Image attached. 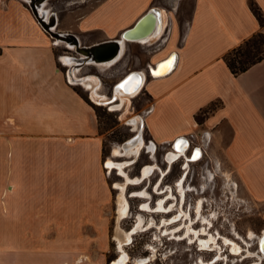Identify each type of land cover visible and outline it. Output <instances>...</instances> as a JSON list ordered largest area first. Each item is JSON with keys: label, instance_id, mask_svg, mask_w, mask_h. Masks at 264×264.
<instances>
[{"label": "crops", "instance_id": "1", "mask_svg": "<svg viewBox=\"0 0 264 264\" xmlns=\"http://www.w3.org/2000/svg\"><path fill=\"white\" fill-rule=\"evenodd\" d=\"M252 1L264 17V0ZM135 2L127 10L124 0H107L61 30L80 46L116 38L150 9V0ZM249 2L191 0L188 17L168 12L166 42L157 52L144 50L131 70L172 59L167 73L148 76L140 89L150 102L143 118L148 137L165 143L184 136L215 103L200 124L248 196L264 204V59L238 75L223 59L264 32ZM92 34L98 37L87 40ZM76 84L67 82L53 38L27 0H0V264H106L104 250L84 239L102 231L91 230V222L105 219L110 196L103 138Z\"/></svg>", "mask_w": 264, "mask_h": 264}, {"label": "rangeland", "instance_id": "2", "mask_svg": "<svg viewBox=\"0 0 264 264\" xmlns=\"http://www.w3.org/2000/svg\"><path fill=\"white\" fill-rule=\"evenodd\" d=\"M105 1L107 0H48L44 7L56 13L53 31L65 32L61 30L62 25H73L77 22V15L86 14ZM135 1L124 0L128 5L127 10L135 6ZM114 5L115 1L111 2L112 12ZM149 7L160 10L163 25L170 22L168 12L171 17H188L191 0H150ZM73 11L74 15L68 18L67 14ZM112 18L113 22L119 21V17ZM58 19L63 24L58 25ZM163 30L164 27L158 35L151 38L156 40ZM121 31L115 37H119ZM96 37L98 36L92 34L87 40ZM56 42L58 59L65 55L79 56L74 51V46H67L64 41ZM139 43L125 44L120 59L114 63L82 64L74 71V75L82 79H93L90 87L96 84L97 91L109 101L113 97L115 84L132 69L137 57L144 60L147 46ZM59 67L67 78L69 66L59 61ZM79 84H76L78 89L98 111L103 159H108L109 167L118 168V162L123 164V170L127 173L124 175L119 168L120 173L118 169H110L107 178L110 196L104 208L105 219L91 222L93 226L90 227L91 230L102 231L99 235L84 237L92 248L101 247L104 250L106 264H113L115 259H122L119 264H256L260 261L257 244L258 237L264 230V204L248 196L233 167L222 154L221 145L213 142L210 130L200 124L202 118L211 111L210 108L216 107L215 104L200 111L197 123L192 125L188 133L183 134L190 140L191 147L198 145L203 149V156L199 161L187 162L185 157H189L190 149L186 154L177 155L170 164L168 154L176 151L172 142H154V150L150 147L153 145L149 149L147 146L151 139L146 129H143L146 146L139 154H135V161L128 164L134 155L121 156L113 158L115 162L111 164L109 157L113 148L135 134L127 119L137 114L142 115L148 109V96L142 90L133 97L129 96L126 104L119 107L121 109L112 110L114 108L111 104H105L103 99L93 96L91 89ZM92 100L101 103V106ZM150 164H156L157 167L152 169L149 177L137 182L127 181V176L136 179L140 174L143 175L144 169ZM180 181L184 186L183 194L180 191ZM120 183H127L124 196L128 212L123 219L118 220L116 202L121 192ZM160 201L162 208H159ZM140 218L143 222L133 233L131 240L123 246L125 255L119 248V228L123 231L132 230L138 226ZM211 235L214 236L215 243L202 245L201 240H207ZM232 242L239 247L238 250L234 251ZM261 264H264V259Z\"/></svg>", "mask_w": 264, "mask_h": 264}, {"label": "bare ground", "instance_id": "3", "mask_svg": "<svg viewBox=\"0 0 264 264\" xmlns=\"http://www.w3.org/2000/svg\"><path fill=\"white\" fill-rule=\"evenodd\" d=\"M47 1L48 0H27V3L36 12V14L39 17L40 21L46 27H48L49 30H52L53 31L52 25L55 22V20H57V16H56V13L55 12H50L48 9H46L44 7V5H45V3ZM148 11L150 12V15H152L153 17H155V19L157 18V20L155 21V27H154V29L148 35V36H150L149 38H151V37L156 36V34L158 35V33L161 30V27H162L161 21H160L161 13H160V10L158 8H156V7H152ZM144 25H145V23L140 24V26L138 28H136V30H134L132 33H130V35H132V36L133 35H138L139 34L138 33L139 31L146 30V29L149 28L148 25H146L145 27H143ZM54 32L55 31H53L52 34ZM53 36H54V34H53ZM67 37H68V34L66 32H58L57 35L55 36V40L56 41H64L67 46L72 45L71 42L69 40H67ZM113 39L115 40V43H107V44H103L101 46L94 47L92 49L90 48L91 51L86 56H84L82 54L81 55L79 54V56H77V57H71V56L65 55V56L62 57V61L69 66V74H70V77H71L72 80H74V81L76 80V83H80V84L82 83V84H84L88 89H91L93 96H95L97 98L100 97L101 99H103V101L106 102L105 104H111V106L114 108L112 110H116V109H121L119 107L122 106L123 103L126 104V101H127L128 97L130 96L129 94H127L128 92H125V90H123V89L120 88V85H117L115 87L113 97H112L111 100L108 101L107 98H106V96L101 95L97 91V87H95V85L92 86V87H90L91 82H92L93 79H89V78L82 79V78L76 77L74 75V71L77 70L82 64H96L97 63L96 61H103L104 59L113 56L115 53H117L116 56H118L122 52L123 46L125 44H127L128 42H137V41L144 42V41L136 40V39H139V38H135L133 40L126 41L125 39L123 40L120 36L119 37H116V38H113ZM80 48H81V46H78V49H80ZM83 62H85V63H83ZM172 62H173L172 59H170L168 61H165V62H163L161 64H158L156 67L153 68V70L158 75H164L165 73H167L171 69ZM102 64H108V62H106V63L103 62ZM144 113H146V111ZM125 114H126V110L123 112V115H125ZM143 118H144V116H142L140 114H137V115L131 116L130 118L127 119V121L131 123L130 125L133 126V130L135 131V134L139 131L140 123L142 122L143 125H144V119ZM127 121H126V123H128ZM176 140L172 141V147H173V142H175ZM150 145H153V143L148 144L147 148H149ZM144 146H146V143L144 142L143 137H141L140 136V133L138 132V134L136 136L130 137L124 143H122V144H120L118 146H115L113 148L112 155L109 157V163L114 164L115 160L113 158H115V157H121V156L132 157L134 155L133 158H130L131 160L128 163V164H132L135 161V158L137 157V155L135 156V154H139V151ZM150 147L154 150V145L153 146H150ZM173 148L174 149L176 148L175 150L178 153L176 151H172L170 154H168L167 160H168V162L170 164L172 163L173 159L177 155H179V154H186L187 153V150H186L187 147L185 146V143L181 142V140H177V142H176V144L174 145ZM185 150H186V152H185ZM198 154H199V150L197 149L196 152H195V157H197L196 155H198ZM117 164H118L117 167L121 170V172L124 175H127L126 171L123 170V164H121L119 162ZM107 167L112 170V168L109 167V165H108V159H107ZM156 167H157L156 164L155 165H151V164L150 165H147L146 168L144 169L143 175L140 174V176H138V178H136V179H133L132 177L127 176V181L130 182V183L133 182L134 180L136 182L137 181H141L144 178H146L148 175H150L152 169L153 168H156ZM186 167L187 166H185V168ZM126 184L127 183H122V184L120 183L119 184V187L121 189V192H120L119 197H118V200H119V219L118 220L123 219V217H125L126 214H127V212H128L127 211L126 201H125V196H124V194H125V185ZM115 186H117V185H115ZM119 187L117 186L118 189H119ZM180 191H181L182 194L184 193V186L182 185V181H180ZM136 194H138V193L136 192ZM146 206L147 205H145V207ZM162 207H163V205L161 204V201H160L159 208H162ZM142 222L143 221L140 218V222L138 223V226H136L132 230L123 231L121 228H119V231H121V234L118 235L119 248L121 249V252L123 254L126 255V253L124 252V249H123L124 244H126L127 242H129L131 240V238L133 237L132 236L133 233L141 225ZM263 234H264V230L261 233V235H259V237H258L259 246H260L259 248H260V251L262 253H264V237L261 240H260V238H261V236ZM214 239H215L214 236H212L211 238H209L207 240H203L202 239L201 240L202 245H209V244H211V242L215 243L214 242L215 241ZM232 244H233L232 246H233L234 251L238 250L239 247L236 246V244H234L233 242H232ZM211 247H210V249H211ZM123 257H125V256H123ZM258 257L260 259H262V258H264V255H262L261 253H258ZM120 261H122V259L121 260H116L115 259L113 264H119ZM256 264H261V262L259 261Z\"/></svg>", "mask_w": 264, "mask_h": 264}, {"label": "water", "instance_id": "4", "mask_svg": "<svg viewBox=\"0 0 264 264\" xmlns=\"http://www.w3.org/2000/svg\"><path fill=\"white\" fill-rule=\"evenodd\" d=\"M33 13L37 16L36 12L32 9ZM38 17V16H37ZM39 18V17H38ZM40 20V19H39ZM157 20V18L155 19V17H153L152 15H150V12H146L145 14H143L137 21L136 23L130 27V28H127L125 29L121 34H120V37L126 41L128 40H133L135 38H139V39H136V40H140V41H145L147 40L150 36H148L152 30L154 29L155 27V21ZM147 21V22H146ZM41 22V21H40ZM142 23H145V25L143 27H145L146 25L149 26L148 29L146 30H141L139 31L138 35H130V33H132L134 30H136V28H138L140 26V24ZM41 24L48 30V32L52 35V30H49L48 27H46L42 22ZM52 31V32H51ZM58 32H54V38L55 36L57 35ZM68 34V37H67V40H69L72 44V46H74V51L77 53V54H82L84 56H86L92 48L94 47H97V46H101L103 44H107V43H115V40L114 39H108V40H104V41H100V42H97L96 43H93V44H90V45H81V48L78 49V46L79 45V41H78V38L71 34V33H67ZM59 35V34H58ZM53 36V35H52ZM89 46V47H88ZM91 48V49H90ZM124 48V46H123ZM123 51V49H122ZM117 53H115L113 56L111 57H108L106 59H104L103 61H96L97 63H103V62H108V63H112L114 61H116L120 55L122 54V52L116 56ZM85 63V62H83ZM151 74L152 75H155V76H159L158 74L155 73V71L152 69L151 70ZM144 77H145V74L141 71H138V70H132L130 72H128L125 77H123V79H121L120 81H118L114 88L117 86V85H120V88L125 90V92H128L127 94H129L130 96L132 95H135L139 89L141 88L142 84H143V80H144ZM124 84V85H123ZM143 123L141 122L140 123V128H139V133H140V136L143 137L142 135V132H143ZM138 132L136 134H134V136H136L138 134ZM133 137V136H132ZM177 140H181V142L185 143V146L187 147L188 146V138L186 136H180ZM177 140L174 142L173 144V147L174 145L176 144ZM176 149V148H175ZM195 155L192 157L194 158ZM264 237V234L261 236L260 240Z\"/></svg>", "mask_w": 264, "mask_h": 264}, {"label": "trees", "instance_id": "5", "mask_svg": "<svg viewBox=\"0 0 264 264\" xmlns=\"http://www.w3.org/2000/svg\"><path fill=\"white\" fill-rule=\"evenodd\" d=\"M249 5H250L252 12L257 17L260 25L263 26L264 17L262 16L258 6L252 0H250ZM223 59L226 62L227 66L229 67L230 71L234 75H238L246 71L252 65L260 62L262 59H264V32L257 31L253 33L250 37L244 39L236 47L228 50L224 54ZM90 104L92 105L91 102ZM214 104L215 103H212L210 104V106L212 105L214 106ZM92 106L94 107L96 114L98 116L97 108L94 105ZM210 109L212 110L214 108L211 107ZM98 119H99V116H98ZM196 119H197V116H196Z\"/></svg>", "mask_w": 264, "mask_h": 264}, {"label": "built area", "instance_id": "6", "mask_svg": "<svg viewBox=\"0 0 264 264\" xmlns=\"http://www.w3.org/2000/svg\"><path fill=\"white\" fill-rule=\"evenodd\" d=\"M35 15V14H34ZM35 17H36V20L41 24V22H40V20H39V18L35 15ZM42 25V24H41ZM43 26V25H42ZM43 28L48 32V30L43 26ZM169 34H170V22H168V23H165L164 24V30H163V33L156 39V40H154V38H152V40H150L149 41V39H147V40H145L144 42H145V45L147 46V49H146V51L148 52V53H154V52H157L158 50H160L161 49V47L164 45V43L166 42V40H167V38H168V36H169ZM53 38V44L54 45H57V43L58 42H56V40H55V38L54 37H52ZM66 45V44H65ZM120 59V57L116 60V61H118ZM59 61H61V59L59 58ZM116 61H114V62H116ZM62 62V61H61ZM114 62H112V63H114ZM151 70H152V68L150 67V66H148L147 65V67L145 66L144 67V69L143 70H138V71H141V72H143L144 74H145V77H144V80H143V83H144V81L147 79V77L148 76H155V75H152L151 74ZM68 71H69V69H68ZM130 71H132V70H130ZM129 71V72H130ZM128 73V72H127ZM126 73V74H127ZM66 80H67V82L68 83H70V84H76V82L75 81H73V80H71L70 79V75L67 73V78H66ZM143 85V84H142ZM142 87V86H141ZM141 89V88H140ZM140 89H139V91L135 94V95H137L139 92H140ZM135 95H132L131 97H133V96H135ZM93 101V100H92ZM96 105H99V106H101L100 104L101 103H99V102H96V101H93ZM150 110V107H148V109H147V112ZM146 112V113H147ZM145 115V113H142V116H144ZM143 129H145L144 127H143ZM188 141H189V143H188V146H187V148H186V150L188 151V150H190L191 149V151H194L195 149H198V150H200L201 152H203V149L200 147V146H198V145H195V146H192L191 147V143H190V140L188 139ZM150 143H153V145H154V142L153 141H149ZM190 159V161L189 162H197V158L195 157V158H189ZM103 165H104V167L106 168V171L107 172H109L110 171V169L107 167V165H106V159L104 160V163H103Z\"/></svg>", "mask_w": 264, "mask_h": 264}, {"label": "flooded vegetation", "instance_id": "7", "mask_svg": "<svg viewBox=\"0 0 264 264\" xmlns=\"http://www.w3.org/2000/svg\"><path fill=\"white\" fill-rule=\"evenodd\" d=\"M196 150L197 149H195L194 151H191L190 152V155H189V157H185V159L187 160V162H189L190 161V159L189 158H191V157H193L194 155H195V152H196ZM197 157V161H199L201 158H202V156H203V153L199 150V154L198 155H196ZM195 158V157H194ZM185 174L186 173H184V177H185ZM260 246H259V240H258V244H257V253L260 251V248H259ZM259 253H261L262 255H264V253H262L261 251L259 252ZM264 258H262V259H260V262L263 260Z\"/></svg>", "mask_w": 264, "mask_h": 264}]
</instances>
